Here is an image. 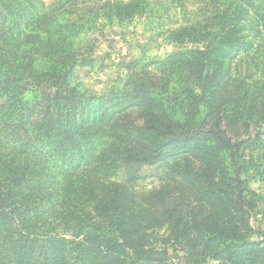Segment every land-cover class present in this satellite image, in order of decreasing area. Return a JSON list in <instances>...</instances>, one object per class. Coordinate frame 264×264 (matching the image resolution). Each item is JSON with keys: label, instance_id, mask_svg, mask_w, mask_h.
Masks as SVG:
<instances>
[{"label": "trees", "instance_id": "16d2710c", "mask_svg": "<svg viewBox=\"0 0 264 264\" xmlns=\"http://www.w3.org/2000/svg\"><path fill=\"white\" fill-rule=\"evenodd\" d=\"M24 1L0 0V138L17 146L0 150V264H67L71 253L81 264H171L170 249L188 235L194 248L241 243L232 264H264V246L249 241L255 205L242 142L229 135L238 116L221 109L232 65L224 57L181 62L206 107L196 122L176 114L173 82L139 63L123 88L88 96L72 84L82 29L67 24L83 16L63 22L53 8ZM214 18L181 35L203 40L197 29ZM228 20L218 24L231 34L237 23ZM26 89L40 102H24ZM148 180L158 187L138 193ZM77 207L100 217L118 242L88 235L71 247L53 225L73 220Z\"/></svg>", "mask_w": 264, "mask_h": 264}, {"label": "rangeland", "instance_id": "374dc122", "mask_svg": "<svg viewBox=\"0 0 264 264\" xmlns=\"http://www.w3.org/2000/svg\"><path fill=\"white\" fill-rule=\"evenodd\" d=\"M30 2L38 9L53 8L63 22L83 16L82 23L67 24L82 29L73 39L79 63L72 84L88 96L101 98L107 92L123 88L128 68L139 63L151 73L173 82L169 100L174 102L176 114L181 119L196 122L205 116L206 107L193 96L201 95L200 91L192 84L181 62L196 59L203 63L209 57H224L226 63L232 65L219 89L221 92L228 85L221 109L227 117L238 116L229 135L234 141L242 142L240 151L248 171V188L254 193L255 207L250 218L254 234L249 241L264 246V0H26L23 7ZM225 11L228 18L219 19ZM206 15L215 18L197 29L205 37L203 40L197 42L194 37L181 35L184 28L196 26ZM226 19L237 23L235 32L228 34L221 30L218 23ZM236 41L241 47L230 52ZM23 99L30 104L41 100L40 95L30 89H26ZM40 112L37 109V113ZM14 148L17 146L1 139L2 152ZM158 185L148 180L135 190L140 194L148 193ZM71 216L73 220L53 225L57 233L72 243L71 247L88 235L118 242L106 223L91 210L77 207ZM155 234L165 235L166 229ZM189 238L190 235L184 236L175 252L170 249L168 261L171 264H232L241 247V243L217 239L205 248H194L193 244H186ZM229 253L234 256L228 262ZM67 264L81 263L76 254L71 253Z\"/></svg>", "mask_w": 264, "mask_h": 264}]
</instances>
